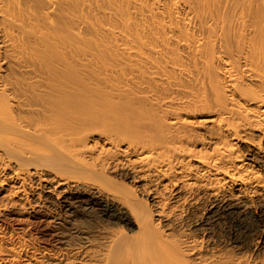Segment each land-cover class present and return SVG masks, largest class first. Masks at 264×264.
<instances>
[{
	"label": "bare ground",
	"instance_id": "bare-ground-1",
	"mask_svg": "<svg viewBox=\"0 0 264 264\" xmlns=\"http://www.w3.org/2000/svg\"><path fill=\"white\" fill-rule=\"evenodd\" d=\"M0 241L264 264V0H0Z\"/></svg>",
	"mask_w": 264,
	"mask_h": 264
},
{
	"label": "rangeland",
	"instance_id": "rangeland-1",
	"mask_svg": "<svg viewBox=\"0 0 264 264\" xmlns=\"http://www.w3.org/2000/svg\"><path fill=\"white\" fill-rule=\"evenodd\" d=\"M10 226V225H9ZM228 225H226V226H221V228H223V230L225 231V232H231V227H229ZM15 227L13 226V229H14ZM217 231V230H216ZM34 231H32L31 232V234L32 235H36L35 234V232L33 233ZM218 232V231H217ZM36 237H39L38 238V241H39V243L42 245L43 243H45V244H47V245H49V246H55V244L53 243V240H52V238H50L49 236H47V237H40V236H37L36 235ZM251 236H247L246 238H245V242L247 243V244H252V238H250ZM50 238V239H49ZM48 240V241H47ZM41 241H43L42 243H41ZM1 242V241H0Z\"/></svg>",
	"mask_w": 264,
	"mask_h": 264
}]
</instances>
